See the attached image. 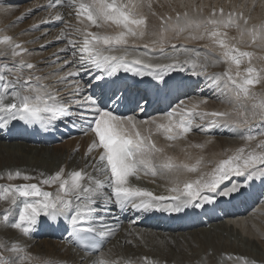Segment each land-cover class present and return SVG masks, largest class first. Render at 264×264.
Here are the masks:
<instances>
[{
    "label": "snow or ice",
    "instance_id": "1",
    "mask_svg": "<svg viewBox=\"0 0 264 264\" xmlns=\"http://www.w3.org/2000/svg\"><path fill=\"white\" fill-rule=\"evenodd\" d=\"M176 3L178 8L170 2V11L159 15L158 30L149 32L144 9L156 16L153 0H48L46 8L56 11H49L48 19L42 22L64 25L56 37L64 46L47 62L53 70L43 75L39 74L42 69L26 59L31 52L25 44L32 41L22 42L0 31V129L20 122L33 130L35 126L47 130L68 121L73 127L79 125L85 134H93L82 168L66 170L61 166L53 174L41 172L38 176L19 169L7 172L9 181L25 182L0 184V201L6 204L0 211V231L30 237L39 224H60L62 220L67 225L68 243L84 253L81 264H160L147 257L113 258L102 250L107 239L115 235V228L106 222L112 206L122 211L131 208L179 214L211 205L217 196L241 193L257 179L264 183V95L254 90L264 85V20L250 23L255 0L247 14V3L227 11L223 6L209 5L207 14L205 5L195 0ZM62 8L70 10L74 24L57 10ZM38 28L34 25L30 30ZM146 36L155 38L138 51L141 46L136 41ZM179 39L204 41V50L174 43ZM157 46L161 56L150 55ZM166 47L171 52H166ZM156 59L169 62H151ZM221 65L222 72L209 71ZM94 71L100 73L94 75L96 81L115 77L120 71L151 76L158 82L153 85L157 90L168 86L170 73L190 72L203 77L204 86L228 108L199 111L208 103L204 98L191 105L180 100L158 119L116 114L101 99L82 95L88 82L78 77ZM60 85L71 88L67 98L61 95ZM117 91L108 99L119 104L125 98L117 96ZM140 100L147 104L146 97ZM136 107L144 111L139 101ZM197 120L203 123L197 124ZM212 127L232 129L243 144L230 154L225 150L224 158L207 162L212 165L208 171L202 170L206 167L202 156L193 163L177 162L163 155L165 149L152 139L160 135L171 147V142L186 137L194 128L206 132ZM191 146L204 148V144ZM141 174L166 180L168 195H156L132 184L131 178L139 180ZM43 186H55V192ZM209 256L210 250L199 258V264H206ZM223 260L258 264L254 259L229 254L218 264ZM0 264L49 262L34 256L21 241L6 238L0 240Z\"/></svg>",
    "mask_w": 264,
    "mask_h": 264
},
{
    "label": "bare ground",
    "instance_id": "2",
    "mask_svg": "<svg viewBox=\"0 0 264 264\" xmlns=\"http://www.w3.org/2000/svg\"><path fill=\"white\" fill-rule=\"evenodd\" d=\"M160 1H163V5H159L157 0H153L152 7L157 13L156 16L151 15L147 8L144 9L147 14L149 32L158 30L160 24L158 17L170 11V2L173 7L178 8L176 0ZM188 2L189 0H185V3ZM195 2L205 5V14L209 10L207 7L209 5L223 6L227 11L231 7L245 3L248 5V8L245 9L247 14L248 9H251L253 4V0H195ZM262 3H264V0H255L256 6L251 11L252 21L250 23H258L260 20H264V7L261 6ZM57 10L64 13L66 20H69L73 24L75 23V20L68 15L69 9L62 8ZM2 12H9L10 14L12 11L0 12V31H6L7 34L12 35L11 29H20L21 27L19 23H14L16 20L12 19L11 25L13 23L16 24L15 26L3 24L9 17L2 16ZM1 18L4 19L2 22ZM52 28L50 29L52 30ZM92 30L96 31L97 29L93 28ZM107 31L111 32L115 31V29H107ZM55 32V36L57 37L60 30ZM32 35L26 34L24 38L17 36L16 39H20L19 41L22 42L32 41V43L25 44L26 48L29 46L33 48L31 55L26 57V59L36 64L37 68L42 69V72L46 71L45 73H48L53 70V68L48 67L49 55H40L35 50L37 47L34 44L35 38L31 37ZM154 38L146 36L143 40L136 41V44L141 46L138 48V51H143L142 45ZM174 43L177 45L184 44L197 50H204L205 42L179 39L175 40ZM60 46L62 48L64 45ZM165 51L171 52V49L166 47ZM150 55L161 56L158 46ZM41 56L42 58H40ZM151 62L168 63L169 61L156 59ZM258 66H260L259 63ZM223 70V65L209 69L211 72H222ZM42 72L39 74H45ZM97 74L100 73L95 71L91 75L81 73V76L78 78L82 79V82H88L82 95H92L102 101L103 99H108V97H103L104 86L102 82L104 80L107 81L106 79L113 80L117 78V75L115 77L105 76L103 80L96 81L94 75ZM170 75L172 79L168 81V86H162L159 90L153 87L158 82L154 81L151 76H135L136 82L144 79L143 88L137 94L139 97H145L148 93H154L172 98L171 104L167 105L165 110L158 108L146 117H141L140 114L142 112L135 106L137 103L135 104L133 101L131 89L127 90L126 87H123L122 93L125 101L133 106L131 109L133 114L131 115H136L139 120L158 119L180 100H184L186 104L191 105V103L204 98H207L208 103L201 105L199 111H223L228 108V105L220 103L208 88L203 90L207 91V93H197V95L194 93L195 96L191 95L192 91L196 92L204 86L203 77H194L190 72H173ZM117 81L121 82L122 78H118ZM60 88L61 95L67 98L71 92V88L64 85H60ZM180 90L182 93H180ZM254 90L264 95V85L257 86ZM175 94H177L176 97H174ZM140 104L146 107L148 102L146 105L144 101ZM196 123L201 124L203 122L197 120ZM57 124L47 130L43 129L44 132L53 136L54 141L60 137V132H64ZM39 128V126H35V130H33V127H28L17 122L14 127L0 129V184L25 182L23 180L9 181L7 179V172L10 170L15 171L19 169L26 174L38 176L41 172L46 175L53 174L61 166L65 167L66 170L83 167V157H79V160L75 155L68 152L66 161L62 162L63 154L60 155L50 151L53 148L52 144L48 147L41 146L39 139L42 134L36 139V134L42 132L39 131ZM68 129L74 130L72 127ZM78 130L81 133L84 132L80 126H78ZM81 135V138H78V140L74 138L67 142L75 140L74 142H77L81 146L82 151H80V155H84L83 151L86 152L93 138L89 135ZM152 139L158 147L165 149L163 155H170L177 162L193 163L197 157L202 156L206 162V167L202 168L203 171L210 170L212 166L207 162H215L222 159L225 157V150H228V154H230L231 150L243 144V141L239 139L232 129L224 127H212L206 132L201 131L199 128H194L186 137L171 142V147L168 146L169 141L160 135H153ZM196 144H204V148L200 149L191 146ZM92 155L97 154L92 153ZM89 159H91V156ZM181 178L183 179V177ZM233 179L238 180L240 178L234 177ZM131 182L136 186L153 192V194L168 195L167 189L170 185L160 177L144 176L141 174L139 180L131 178ZM225 183L227 184L228 182ZM43 189L55 192V186H43ZM5 207L6 204L0 201V211ZM124 219L127 220L125 223L122 222ZM106 222L115 228V235L107 239L102 250L113 258L124 257L136 260L137 258L147 257L152 260H158L160 264H199V258L206 251L210 250L211 256L205 258L206 264H218L224 254L241 256L250 260L254 259L258 264H264V183H261L259 179L245 186L241 193L229 197L217 196L211 205H205L201 209H189L179 214H170L159 210L144 212L132 210L131 208L122 211L112 206L110 212L107 214ZM66 226V222L62 220L60 224L54 223L49 225L41 223L34 231V237H22L14 231H0V240L15 238L21 241L22 246H25L34 256L48 261L49 264H81V257L83 255L73 249L68 243V233L64 231V227ZM35 238L40 239L38 244L35 243L36 245L33 242ZM129 240L132 241L131 244L127 243ZM222 264H233V261L223 260Z\"/></svg>",
    "mask_w": 264,
    "mask_h": 264
},
{
    "label": "rangeland",
    "instance_id": "3",
    "mask_svg": "<svg viewBox=\"0 0 264 264\" xmlns=\"http://www.w3.org/2000/svg\"><path fill=\"white\" fill-rule=\"evenodd\" d=\"M157 2L159 5H163V1L157 0ZM47 3H48L47 0H6V1L1 0L0 1V12L1 11H7V10H10V12L12 11L10 14H9V12L8 13L2 12V16L9 17V19L6 20L7 22L5 21L3 24L10 25V26L16 25L13 23L11 25L12 20L17 21L18 18L23 16L24 18L22 20H19V22H17V23H19L21 28L20 29H11L12 36H14L15 38L17 36H20V38H24L26 34H29V35L33 34L31 37L32 38L34 37L36 39V40L34 39V44L37 47L35 50L37 52H39L40 55L46 56L48 54L49 56L48 55L47 56L49 57V59H52L53 54L56 53L57 50L61 47L60 45L63 44V42L61 44V42H59L55 39L56 38V36H55L56 32L55 31L61 30L64 27V25L60 22H55V21H51V20H49L48 23L42 22V21L48 19L49 11H53V12L56 11V10H49L48 8H46ZM8 14H9V16H8ZM13 17H14V19H13ZM3 20L4 19L1 18V22ZM33 25H39L38 30L31 31L30 29H32ZM50 28H52V30ZM24 33H26V34L24 35ZM34 34L37 36L35 37ZM42 45L44 47H41ZM28 49L30 52H32L33 48L29 46ZM40 58H42V56ZM45 72L46 71H44L42 73H45ZM205 89H207V88L205 86H203L202 88H199V90H197L196 92L192 91L191 95H194V93H196L195 95H197V93H201V94L207 93V91H203ZM57 125L64 132H60L58 130L61 133L59 135L60 137L53 142V144H52L53 148L50 151L54 152L56 154H60V155L63 154L62 162L66 161L67 154H69V153L75 155L80 160V158L84 157V155H80V151H82L80 144H77V142H74L75 140L73 142L72 141L67 142V141H69L70 139H74V138H76L78 140V138H81L80 137L81 134H84L85 136L89 135L93 138V136H92L93 134L90 132H88L87 134H85V132L81 133L78 130L79 125L77 127H73L72 124L68 121L58 122ZM70 127H72L74 130H69L68 128H70ZM60 128H58V129H60ZM58 131H56V132H58ZM71 132H75L76 134L72 135V134H70ZM67 144H68V146H67ZM83 154H85L84 151H83ZM0 173H1V170H0ZM20 183H24V182H20ZM17 184H19V183H17ZM46 191H50V190H46ZM126 221L127 220L124 219L122 222L125 223ZM34 235H35V232H33L31 236L34 237ZM39 241H40L39 238H37V239L35 238V241H33V242H34V244L35 243L38 244ZM189 249H190V247H189ZM190 251H191V249H190Z\"/></svg>",
    "mask_w": 264,
    "mask_h": 264
}]
</instances>
